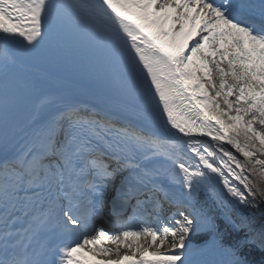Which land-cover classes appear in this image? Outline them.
Masks as SVG:
<instances>
[{
    "label": "snow or ice",
    "instance_id": "obj_1",
    "mask_svg": "<svg viewBox=\"0 0 264 264\" xmlns=\"http://www.w3.org/2000/svg\"><path fill=\"white\" fill-rule=\"evenodd\" d=\"M63 24L109 108L23 111ZM0 78V264H264V0H0Z\"/></svg>",
    "mask_w": 264,
    "mask_h": 264
},
{
    "label": "bare ground",
    "instance_id": "obj_2",
    "mask_svg": "<svg viewBox=\"0 0 264 264\" xmlns=\"http://www.w3.org/2000/svg\"><path fill=\"white\" fill-rule=\"evenodd\" d=\"M13 69H15V68H13ZM10 70H12V69H9V71ZM43 78H44L45 82L48 85V92H51V93H53L55 95V97H56V105L58 107L59 106H63L64 104H76V105H79L81 107H86L83 103L77 101L76 99H73V98H70V97H68L66 95H62L61 94V91H62L61 86H67L66 84H63V82H61L59 80H56V79H52V78H48V77H43ZM198 138L203 139L205 141L210 140V138H204V137H198ZM227 147L229 148V150L233 151L234 154H236L238 156V158L243 159V157L240 156V154L237 153L235 149H232L231 146H227ZM186 154H187V156H191L192 155L190 152H187V151H186ZM250 179L255 181V184H256L257 187H259L261 189L263 188L262 187L263 181L261 180V177H257L256 178L255 176H253ZM213 183L216 184L218 186V188L223 190L222 184L221 185L217 184L216 179L213 180ZM249 199H250V197H249ZM106 245H111V246L115 247V245H112L110 243H108ZM125 250L127 251V249H124L123 252H125ZM116 258H118V257H116ZM116 258H113V259H116Z\"/></svg>",
    "mask_w": 264,
    "mask_h": 264
},
{
    "label": "rangeland",
    "instance_id": "obj_3",
    "mask_svg": "<svg viewBox=\"0 0 264 264\" xmlns=\"http://www.w3.org/2000/svg\"><path fill=\"white\" fill-rule=\"evenodd\" d=\"M255 177L257 178V177H261V176H259V174H257V175H255ZM261 180L263 181V185H262L263 188H262V189H264V178L261 177ZM216 181H217V180H216ZM217 184H218V182H217ZM219 185H221V184H219ZM219 189H220V188H219ZM220 190H222V189H220ZM222 191H223V190H222ZM251 199H252V197H250V200H251ZM260 201H261V196H260V195H257V196H256V202L259 203ZM100 223H103V222H102V221H98V223H97V227H100ZM103 227H105L106 230H110V229H109V225L107 226L106 224H104ZM106 246H108V247H113V246H111V245H106ZM165 247H167V246H165ZM113 248H114V247H113ZM123 250H124V249L121 248V253H120L121 255L124 253ZM125 251H126V250H125ZM127 251H128V250H127ZM116 257H117V256H116L115 253H113V255L111 256L112 259H113V258H116Z\"/></svg>",
    "mask_w": 264,
    "mask_h": 264
}]
</instances>
